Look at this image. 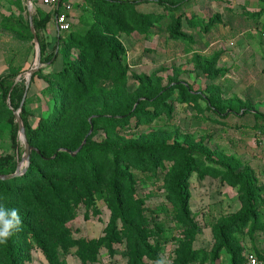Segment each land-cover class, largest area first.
Masks as SVG:
<instances>
[{"label": "rangeland", "instance_id": "rangeland-1", "mask_svg": "<svg viewBox=\"0 0 264 264\" xmlns=\"http://www.w3.org/2000/svg\"><path fill=\"white\" fill-rule=\"evenodd\" d=\"M51 9L41 0H31L30 7L26 0H0V75L14 73L12 80L27 90L35 69L24 105L33 127L40 119L49 122L35 144L52 152L81 137L86 123L100 115L84 142L90 138L121 148L154 142L198 148L191 154L197 170L187 181L188 218L197 224L195 229L179 210L175 180L183 154L176 148L148 155L93 147L88 163L35 158L33 163L47 178L57 172L72 179L96 170L90 178V200L78 203L65 195L70 199L63 227L68 238H104L108 228L116 233L100 246L95 261H84L77 246L63 247V241L56 247L59 264H135L132 246L138 232L148 236L160 257L143 256V264H175L178 249L192 234V247L201 257L191 264H232L216 227L236 220L243 209L241 197L247 190L237 174L251 179L254 213L246 225L230 232L231 246L239 264L250 251L264 262V121L255 114H264V1L185 0L175 7L152 2L129 7L82 0L68 32L55 29ZM30 13L32 19L50 18L38 31L46 45L43 55L40 48V66L29 31ZM162 88L171 90L166 101L151 99L132 115L139 101ZM12 113L10 101L6 106L0 99V157L13 155L10 174L22 171V176L32 162L18 159ZM19 143L24 151L20 138ZM113 179L122 197L121 212L113 200ZM22 183L0 189V207L16 209L19 215L35 210L14 192ZM17 232L31 256L26 264H50L29 233ZM0 264H8L4 244Z\"/></svg>", "mask_w": 264, "mask_h": 264}, {"label": "trees", "instance_id": "trees-1", "mask_svg": "<svg viewBox=\"0 0 264 264\" xmlns=\"http://www.w3.org/2000/svg\"><path fill=\"white\" fill-rule=\"evenodd\" d=\"M104 3L113 6H129L136 7L138 5L144 3H157L163 6H171L175 7L184 3L185 0L180 2H175L172 0H101ZM264 1V0H261ZM53 18V14H51ZM50 19L49 16L46 18ZM46 20L41 21L33 18L32 21L35 24L34 28L36 34L40 40V48L42 55L46 51V45L42 42L41 37L39 35V29L43 28ZM29 31L31 32V28L29 26ZM32 33V32H31ZM34 36V35H33ZM50 55L46 56L45 60H50ZM52 56V55H51ZM79 78L78 75H76ZM14 77V73H7L0 75V99L7 106L8 100L13 109L12 120V141L14 147L17 148L18 159L21 160L24 151L23 147H20L19 143V127L14 117V110L19 109L23 96L26 92V85H19L18 82L12 80ZM177 86L186 89L189 93H193L192 89L189 86L179 83ZM170 89L162 88L161 91L157 92L154 96H147L145 100L139 101V105L137 109L132 112V115L137 113L141 106L151 99L155 100V103H160L166 101L170 95ZM63 97V96H62ZM211 103L210 100H208ZM212 105L215 106V102H212ZM250 111V110H247ZM64 111L62 110L61 113ZM130 113V112H129ZM257 117H262L264 121V114L257 111L255 112ZM125 115V114H123ZM30 113L26 110L25 105L21 111V118L24 123L26 134L30 144L35 148L31 152V166L28 171L22 176H17L8 180H0V189L4 188L6 190V186L9 183H14L16 181H22L23 186L21 190H14L17 193L18 200L27 199L29 201L26 203L27 205L33 206L36 210L32 208L28 209L23 215H20V219L22 221L20 230L23 232L29 233L32 238L37 242L38 246L45 253L46 258L49 260L50 264H59L58 260V247L63 241V247L77 246V254L84 261H95L97 260V254L100 249V246L103 245L110 237V239H114L115 230L107 229V237L98 238V239H80L73 240L66 236V232L63 230L66 212L65 208H69L70 199L74 197L75 202L83 201L86 198L90 200L92 196V188L90 186V181L93 173L95 174L96 170L92 168V171L88 173V176L84 173L81 176L77 175L74 178H67V176L55 175L57 172L53 173V176L47 178V176L42 172L39 166L33 163L35 158H39L44 162H53L60 163L61 161H70L79 163L81 160L86 163L89 162V151L93 147H105L110 146L113 147V150L120 152L131 151L134 150L136 152H140L142 154L154 155L156 152L161 151L167 148H176L177 151L183 154V163L181 165L180 171L177 175V179L175 180V189L178 194V205L179 210L186 220H188V226L192 229L197 227V224L194 223L193 220L189 219L188 216L190 214L189 209V200H190V192L188 189L187 181L190 177V174L197 170L193 160L191 159V154L196 151L198 148H186V146H167L163 143L154 142L151 144H131L125 145L121 147H114L107 141H93L90 138L84 143L82 148L73 155L72 152L78 150V148L84 142V136L87 134L89 128H91V124H97L100 120L101 116L98 115L96 118L92 117L91 121L87 122V130L83 133V135L77 140L73 142H67L64 144H59L58 147L49 152L47 148L42 145L35 144L34 140L39 137L41 133H43L46 129L45 124L49 123L47 120L40 119L37 126L33 127L29 121ZM61 116V115H60ZM60 123V120L57 124ZM264 128V122L261 125ZM85 134V135H84ZM200 151L206 152L204 148H199ZM202 149V150H201ZM15 159L13 155H5L0 157V175L10 174L9 166L10 163ZM230 166V165H229ZM97 174V173H96ZM79 180H76L78 179ZM236 178L238 181L244 184V188L247 194L241 197L243 203V209L239 214L236 220H232L231 222H222L218 227H216V232L219 239L222 241L221 245L226 246L228 251L231 253V261L232 264H239L238 256L236 250L232 248L231 243L234 242L233 239L230 238V232L235 230L237 227L246 225L253 218V203L252 199L255 197L252 194V185L251 179L248 176L241 177L237 174ZM125 180H130L125 178ZM97 176L95 178V185H97ZM113 200L116 204V208L121 212L123 209V202L119 188L116 186L117 182L113 179ZM7 191V190H6ZM12 193V192H10ZM69 194V198L65 197L66 194ZM83 193V194H82ZM29 196V199L26 198ZM141 204H144L143 200H140ZM38 213V214H37ZM123 218V216H121ZM134 242L132 246V257L135 264H143L142 257L147 256L150 259H158V252L156 246L151 244L148 241V236L143 232V236L141 232L135 233ZM20 232H14L12 237L8 240L7 244H4V249L7 254V262L8 264H26V261H30L31 256L27 254L24 250V244L21 243ZM193 234L189 236L186 242H183L178 249V257L176 259L175 264H191L199 260L200 250H195L192 247L193 243ZM50 243H54L55 246H52ZM257 254V253H256ZM260 259H262L259 256ZM205 259H203V262ZM202 262V263H203ZM245 263V260H244Z\"/></svg>", "mask_w": 264, "mask_h": 264}, {"label": "built area", "instance_id": "built-area-1", "mask_svg": "<svg viewBox=\"0 0 264 264\" xmlns=\"http://www.w3.org/2000/svg\"><path fill=\"white\" fill-rule=\"evenodd\" d=\"M43 5L53 9V18L60 32H68L72 29L71 11L73 5L63 0H41ZM261 37L264 40V25L262 26ZM244 264H264L263 260L255 252H248Z\"/></svg>", "mask_w": 264, "mask_h": 264}, {"label": "water", "instance_id": "water-1", "mask_svg": "<svg viewBox=\"0 0 264 264\" xmlns=\"http://www.w3.org/2000/svg\"><path fill=\"white\" fill-rule=\"evenodd\" d=\"M26 1H27L28 6L30 7L31 6V0H26ZM30 28H31L32 34L34 35V39H35V41L37 43V47H38V52L37 53H38V57H39V66H40V64H41L40 63V56H41V53H40V40H39L38 35L36 34V31H35V28H34V24H33V21H32V14L31 13H30ZM34 71H35V69L31 71L30 77L28 78L27 90H26V92H25V94L23 96V99L21 101L22 104H20L19 109L14 110V116H15L16 122H17L18 127H19V137L24 143V153H23V156H22V160H26V161L30 160L31 152L35 148L30 144L31 142H29V140L27 138L26 129H25L24 123H23L22 118H21V111H22V108H23V106L25 104L24 102H25V100L27 98L28 89L30 87V80H31V77L34 74ZM85 142H83V144L78 148L77 151L72 152V154L75 155L82 148V146L84 145ZM21 173H22V171L21 172L19 171V172L14 173V174L0 175V180L11 179V178L19 176Z\"/></svg>", "mask_w": 264, "mask_h": 264}, {"label": "clouds", "instance_id": "clouds-1", "mask_svg": "<svg viewBox=\"0 0 264 264\" xmlns=\"http://www.w3.org/2000/svg\"><path fill=\"white\" fill-rule=\"evenodd\" d=\"M22 221L16 209L10 211L0 207V244H7L14 232L19 231Z\"/></svg>", "mask_w": 264, "mask_h": 264}, {"label": "crops", "instance_id": "crops-1", "mask_svg": "<svg viewBox=\"0 0 264 264\" xmlns=\"http://www.w3.org/2000/svg\"><path fill=\"white\" fill-rule=\"evenodd\" d=\"M63 1H66V2H70L72 5H73V9H72V11H71V19H72V26H73V21H74V10L76 9V8H78V4H81V2H82V0H75V1H73V0H63ZM50 9H51V7H50ZM52 10V9H51ZM53 20H54V18H53ZM53 23L55 24V29L58 31V29H57V24H56V22H55V20L53 21ZM263 40V39H262ZM264 41V40H263ZM262 71H263V73H264V68H262Z\"/></svg>", "mask_w": 264, "mask_h": 264}]
</instances>
